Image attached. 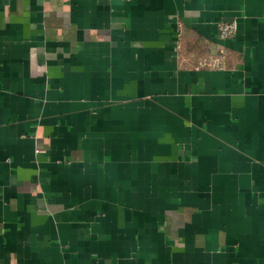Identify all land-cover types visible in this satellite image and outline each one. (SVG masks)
Listing matches in <instances>:
<instances>
[{
	"label": "crops",
	"instance_id": "0c3cea01",
	"mask_svg": "<svg viewBox=\"0 0 264 264\" xmlns=\"http://www.w3.org/2000/svg\"><path fill=\"white\" fill-rule=\"evenodd\" d=\"M0 264H264V0H0Z\"/></svg>",
	"mask_w": 264,
	"mask_h": 264
},
{
	"label": "built area",
	"instance_id": "2783aa9c",
	"mask_svg": "<svg viewBox=\"0 0 264 264\" xmlns=\"http://www.w3.org/2000/svg\"><path fill=\"white\" fill-rule=\"evenodd\" d=\"M237 33V25L235 23L222 22L219 23V35L222 39L233 38ZM207 65L212 69L225 68V60L223 56L213 58Z\"/></svg>",
	"mask_w": 264,
	"mask_h": 264
}]
</instances>
